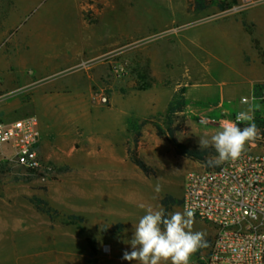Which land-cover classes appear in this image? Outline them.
<instances>
[{
  "label": "rangeland",
  "instance_id": "1",
  "mask_svg": "<svg viewBox=\"0 0 264 264\" xmlns=\"http://www.w3.org/2000/svg\"><path fill=\"white\" fill-rule=\"evenodd\" d=\"M231 1L207 0V8L201 11L196 9L195 0H0L2 64L5 60L37 58L52 60V64L80 63L67 54L68 49L78 47L79 41L87 45L83 57L92 59L96 53L103 55L87 65H80L83 75L75 87L86 94L87 105L92 106L87 118V134H92L93 141L89 139L86 144L79 136L77 151H70L69 162L65 165L48 163L42 158L52 167L46 181H43L42 173L20 167L7 149H0L2 211L11 214L40 212L52 224H61L65 233L69 230L77 233L76 245L80 253L83 246L90 251L89 264H108L113 256L112 240L121 236L125 226L112 220L96 224L80 210L66 214L52 206V197L58 201L60 196L52 192L66 187L82 198L86 189L110 185L103 177L107 165L103 134L108 123L119 122L125 123L127 139L124 184L135 188V195L141 198L135 209L128 208L126 212L137 213L139 217L146 214L148 208L163 209L168 214L183 212L180 202L186 175L206 166L178 156L167 138L157 136L156 127L167 132L169 106L176 98L179 86L186 87L189 99L184 111L175 116L176 136L192 149L209 150L208 160L216 163L218 153L212 146L201 149L200 138L210 141L211 136L241 110L228 105L225 110L224 106L217 110L218 98L229 88L230 81L225 68L209 50L215 48L222 36L215 27L229 19L245 21L248 12L264 6V0H254L250 8L237 11L238 3L232 5ZM223 2L225 7L221 9ZM247 26L252 28L250 24ZM6 68L13 69L0 64V74H3L0 86L7 79ZM71 70L65 66H51L41 74L61 76L63 80L70 77ZM58 72L60 75L55 74ZM29 73L36 78V71L30 69ZM3 92L0 89V121H13V115L5 113L9 98L2 96ZM75 94L79 95L78 92ZM102 96L108 98L107 104L100 102ZM30 100L29 95L25 96V102ZM254 105V109H264V106ZM47 111L42 109L40 102H35L22 114L23 117L36 116L44 127L49 125L55 135L64 131L66 122L62 118L65 115H52L49 111L46 114ZM204 117L212 121L201 123L200 119ZM60 119L63 122H59ZM78 129L81 135L80 126ZM135 139H139L138 155L153 171L151 176H146L130 159L128 149H135ZM157 185L161 189L159 192L155 190ZM169 197L175 203L164 206L162 201ZM49 229L54 230L55 226H46L45 232ZM126 229V233L133 234L132 226ZM192 230L204 232L206 241L214 235L211 226L198 220H194ZM21 234H14L13 238L18 239ZM89 241L95 251L91 250ZM105 245L110 246L109 253L104 250ZM17 252L29 254L35 253L36 249L18 247ZM197 252L191 256L190 264H195Z\"/></svg>",
  "mask_w": 264,
  "mask_h": 264
},
{
  "label": "crops",
  "instance_id": "2",
  "mask_svg": "<svg viewBox=\"0 0 264 264\" xmlns=\"http://www.w3.org/2000/svg\"><path fill=\"white\" fill-rule=\"evenodd\" d=\"M246 17L245 21L234 18L218 23L215 29L221 33V39L215 43L213 50L206 47L213 53L215 60L225 68V74L229 76L230 81L229 88L223 90L218 98L217 110L223 106L225 110L227 105L234 106L237 110H246L250 106L254 108L255 105L243 101L249 100L254 95L256 86L264 84V6L251 10ZM247 24H250L252 28L250 29ZM77 45V48L68 49L67 54L70 53L72 59L80 60V63L73 62L70 65L68 63L52 64V60L43 61L42 58L11 59L5 60V64H2L0 60L1 65L13 67L12 70L5 69L7 79L0 86V89L4 91L2 96L9 98L5 113L13 115L12 119L25 118L22 114L24 109L35 102H40L42 109L44 111L47 109L52 115H65L62 119H65L66 129L57 135L52 133L49 125L44 127L38 119L41 131L40 154L46 162L57 165H65L69 162L70 151H77L76 142L79 136L86 141V144L89 139L90 142L93 141L92 134H87L89 132L87 118L90 117L92 106L87 105L86 94L75 90V87L83 75L79 70L80 65H87L103 55L96 53L92 59H88L83 57L87 49L86 43L79 41ZM200 65L202 66L201 63ZM51 66H65L72 69L70 77L62 80L61 76H43L41 73L47 72ZM30 69L36 71V78L31 76ZM10 73L16 76L10 77ZM1 75L3 74H0V77ZM181 88H185L184 97L187 101L189 93H186V87L180 85L179 90ZM77 92L79 95L75 94ZM27 95L31 98L29 102L24 101ZM59 122L63 121L60 119ZM79 126L81 135L78 133ZM106 129L103 139L107 148L105 151L107 165L104 167L103 177L108 179L110 185L101 189H86L82 198H79L70 188H56L57 191L52 193L60 196L57 198L58 201L52 197V206L63 210L66 214L83 211L96 224L101 222L106 224L109 220L121 222L125 229L123 228L124 231L120 237L112 240L113 256L108 264H137L135 260L128 261L122 258L125 251L132 250L129 241L133 234L126 233V227H133V224L138 223L140 219L139 214L126 211L128 208L135 209V204L141 202V198L135 195V188L124 184L127 177L125 123H108ZM75 200L77 202H74ZM51 225H54L55 229L45 232L46 226ZM16 233L21 234L18 239L13 238ZM23 234L27 235L23 236ZM76 242L75 231L69 230L65 233L61 224H52L40 212L33 210L27 213L11 214L0 208V264H9L13 261L15 264H89V249L83 246L80 253ZM31 246L36 249L35 253L17 252L18 247Z\"/></svg>",
  "mask_w": 264,
  "mask_h": 264
},
{
  "label": "built area",
  "instance_id": "3",
  "mask_svg": "<svg viewBox=\"0 0 264 264\" xmlns=\"http://www.w3.org/2000/svg\"><path fill=\"white\" fill-rule=\"evenodd\" d=\"M237 11L254 5V0H237ZM102 104L108 98H100ZM244 103L264 106V89ZM238 113V112H237ZM230 122L235 121V116ZM254 123L264 136V109L253 108ZM208 117L201 123L211 122ZM241 127L247 123H241ZM40 123L28 116L0 121V149H7L20 167L42 173L43 181L52 167L43 162L39 151ZM181 205L191 208L194 220L213 228L208 246L196 254L195 264H264V139L248 144L241 158L214 163L186 175ZM110 246L104 250L110 252Z\"/></svg>",
  "mask_w": 264,
  "mask_h": 264
},
{
  "label": "clouds",
  "instance_id": "4",
  "mask_svg": "<svg viewBox=\"0 0 264 264\" xmlns=\"http://www.w3.org/2000/svg\"><path fill=\"white\" fill-rule=\"evenodd\" d=\"M250 106L239 111L234 122H229L211 136L210 141L200 138L201 149L212 146L218 156L216 163L241 158L247 145L264 139L254 123ZM241 123L247 126L241 127ZM159 192L160 186L156 189ZM194 211L185 208L165 215L163 209L148 208L146 214L133 224L134 232L129 241L131 251H125L123 259L137 261V264H190V258L208 243L206 234L193 231Z\"/></svg>",
  "mask_w": 264,
  "mask_h": 264
},
{
  "label": "trees",
  "instance_id": "5",
  "mask_svg": "<svg viewBox=\"0 0 264 264\" xmlns=\"http://www.w3.org/2000/svg\"><path fill=\"white\" fill-rule=\"evenodd\" d=\"M238 3L237 0H232L231 4L236 5ZM207 0H195V6L197 10H205L207 8ZM225 7V2L221 4V9ZM264 89L263 85H258L255 87L254 94L259 95L260 92ZM185 88H181L176 95V98L172 101L168 109L167 115V132L163 131L161 127H156L157 136L159 138H167L168 142L173 146L176 154L180 157L187 158L194 162H197L207 168H211L214 166V163L208 160L211 152L209 150H199V149H192L178 140L176 136V129L174 126L175 116L179 113L183 112L186 107V99L184 97ZM145 123H142L141 126H144ZM260 126L264 124L261 123ZM140 136V134L138 135ZM139 146V139H135V149H128V154L132 163L138 167L146 176H151L153 173L152 169L148 166V164L138 155L137 148ZM169 202L175 201L172 198H166L162 201L164 206H167ZM181 203V202H180ZM165 215H168V211H165ZM89 245L92 251H95V247L92 242L89 241Z\"/></svg>",
  "mask_w": 264,
  "mask_h": 264
}]
</instances>
